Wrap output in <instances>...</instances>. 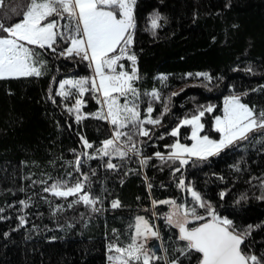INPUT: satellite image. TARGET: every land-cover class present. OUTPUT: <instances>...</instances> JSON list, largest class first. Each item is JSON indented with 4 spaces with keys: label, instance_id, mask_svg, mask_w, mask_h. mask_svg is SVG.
Returning <instances> with one entry per match:
<instances>
[{
    "label": "trees",
    "instance_id": "16d2710c",
    "mask_svg": "<svg viewBox=\"0 0 264 264\" xmlns=\"http://www.w3.org/2000/svg\"><path fill=\"white\" fill-rule=\"evenodd\" d=\"M27 4L28 0H3L0 23L8 27L19 22ZM133 15L129 53L136 57L139 79L133 86L140 96L139 111L143 119L152 101V117L160 119L157 125H144L149 136L135 135L127 144L121 138L126 149L135 143L139 154L102 157L97 151L113 130L108 120L89 115L101 110L98 93L89 91L81 97L70 85L71 95H59L64 78L95 76L89 61L59 55L69 46L60 37L55 52L30 45L43 62L36 65L40 76L0 79V264H109L108 246L130 243L134 233L130 226L137 216L159 231L160 238H153L149 247L164 259L151 264H199L202 254L180 251L187 242L165 218L172 206L152 203L175 200L207 215L194 204L188 187L220 217L233 222L246 239L244 253L264 264V129L207 159L190 158L183 167L179 161L155 156L157 152L167 156L172 151L167 146L177 139L190 142L191 126L181 127L178 137L170 133L183 118L209 105L213 111L202 117L205 131L218 135L213 118L223 112L230 93L257 112L264 111V0H136ZM156 16L160 19L154 28ZM119 64L127 71L133 67L126 57ZM153 91L159 93L158 100L150 95ZM77 99H83L81 114L87 117L79 121L68 111ZM81 138L93 147L86 148ZM147 157L151 159L141 164ZM109 160L117 167L107 168ZM84 175L88 176L84 191L98 198V211L73 203L77 197L44 191L58 181L72 185ZM181 179L184 188L179 187ZM114 200L120 207H111Z\"/></svg>",
    "mask_w": 264,
    "mask_h": 264
},
{
    "label": "snow or ice",
    "instance_id": "6c2138e0",
    "mask_svg": "<svg viewBox=\"0 0 264 264\" xmlns=\"http://www.w3.org/2000/svg\"><path fill=\"white\" fill-rule=\"evenodd\" d=\"M135 2L136 0H28L26 10L22 13V19L19 22L8 27L0 23V31L6 33L0 36V79L40 76L41 68L36 65L39 63L42 66L43 62L39 61L34 50L26 45H36L41 49L47 47L55 52L54 45L58 37L69 45L59 55L66 57L75 55L90 62L95 76L61 81L59 95L68 97L72 94L70 91H65L66 85L75 88L81 97L89 91L99 94L97 100L102 105L101 110L89 115L108 120L114 126L112 137L103 141V146L97 149L102 157L116 155L124 158L129 151L139 154L135 143L131 144L130 149H126L119 143L121 138H125V144H127L133 140L135 135L149 136L150 130L144 128V125L160 123V119H153L151 116L154 111L151 104L147 107L146 116L142 119L136 103L139 92L133 84L139 77L138 70L134 66L136 57L129 54V46L133 42L132 30L135 28L133 15ZM2 5L3 0H0V6ZM50 17H56V19L49 20ZM65 19L67 23L61 25L60 21ZM159 19V16L152 19L154 28L158 26ZM61 28L63 31L60 30ZM125 57L133 63L130 71L123 70L124 66L119 64ZM117 66L121 69L120 71H117ZM196 75L206 74L197 73ZM89 84L90 88L86 87ZM150 95L153 99H159V93L156 91ZM120 97H125V103H120ZM128 97L131 99L129 100ZM83 104V99H77L74 106L68 109L69 112L76 114L77 121L87 118L81 114ZM164 111H167V107ZM212 111L213 106L211 105L198 110L196 114L181 120L171 131L170 135L178 137L181 127L191 126L190 138L193 143L190 146L180 143L177 139L174 144L167 146L172 149L167 156L160 152L155 153V156L165 162L179 161L183 167L192 157L207 159L209 156L218 154L228 145L241 139H247L250 132L264 129V111L257 112L254 108L242 103L239 96H230L224 101V115L215 118V128L221 134V138L213 140L207 135L201 136L200 133L204 128L201 118L205 112L211 113ZM129 125H131L129 131H123ZM81 139L86 148L93 147L87 140ZM93 158L95 157L88 156V159ZM148 159L151 157L142 159L140 163L146 164ZM80 162L77 158L75 161L77 167ZM106 167L114 169L117 166L109 160ZM174 171L179 172L180 168ZM87 180L88 176L84 175L71 186L67 181L63 183L58 181L50 187H45L44 191H51L58 197H77L73 203L82 202L98 211L95 208L98 198H92L84 191V182ZM179 187H185L182 179ZM187 190L194 204L199 208H204L207 216L211 217L197 227L191 229L187 227L190 223L189 217L197 221L205 220V216L197 214L196 206L188 207L185 204H177L175 200L152 202L153 206L159 204L172 206V211L165 214V218L169 225L178 228V238L187 242L185 249L180 251L194 250L202 254L199 264H250V262L259 264L256 256H249L241 251L243 235L235 231L233 222L226 217H220L195 189L188 187ZM220 195L223 197L224 193ZM21 203L24 202L21 201ZM71 206L69 204V207ZM111 207H120V202L112 201ZM21 222H25L23 217H21ZM130 227L134 228V233L126 247H120L117 244L108 246L109 251L115 253L109 256L110 261L114 264H151L152 261L164 259L156 256L155 253L148 255L147 241L150 238H160L159 231L153 224L145 217L137 216L135 224ZM250 229L251 226H249ZM170 264H176V261H171Z\"/></svg>",
    "mask_w": 264,
    "mask_h": 264
},
{
    "label": "rangeland",
    "instance_id": "374dc122",
    "mask_svg": "<svg viewBox=\"0 0 264 264\" xmlns=\"http://www.w3.org/2000/svg\"><path fill=\"white\" fill-rule=\"evenodd\" d=\"M26 43V42H25ZM133 43V42H132ZM132 45V44H131ZM26 46H28V47H30L31 48V46L30 45H26ZM36 46V45H35ZM130 47V46H129ZM114 54H118V53H114ZM130 54V53H129ZM121 69L119 68V66H117V71H120ZM123 70H125V68H123ZM125 71H127V70H125ZM94 75H95V72H94ZM97 79H98V77H97ZM63 80H72V79H68V78H64ZM65 91H70V85H66L65 86ZM230 96H238L237 94H235V93H230L228 96H226V97H230ZM240 97V96H239ZM139 98H140V96H139ZM138 98V99H139ZM128 99L130 100L131 99V97H128ZM139 100H137L136 101V103L138 102ZM241 102L243 103V101L241 100ZM120 103L121 104H123V103H125V97H120ZM138 104V107H139V110H140V104L139 103H137ZM150 104H151V106L152 107H154V103L151 101L150 102ZM245 104V103H244ZM223 112L221 113V114H218V115H216V116H214V118H213V128L216 130V128H215V118L217 117V116H223L224 115V105H223ZM151 116H152V114H151ZM153 118V117H152ZM154 119V118H153ZM184 119V118H183ZM201 123H203L204 124V128H203V130L201 131V133H200V135L201 136H203V135H207V136H209V138L210 139H213V140H219L220 138H221V134L218 132V135H215V134H212V133H209L208 131H205V129H206V122L201 118ZM111 124V123H110ZM113 133H114V126H113V130H112V135H113ZM191 134V133H190ZM112 137V136H111ZM180 143H182V142H180ZM193 143V141L191 140L190 142H184V143H182V144H187V145H191ZM193 158V157H192ZM196 158V157H195ZM69 186H71V185H69ZM172 211V207H171V210H170V212ZM205 216V218H209V219H211V217H207V215H204ZM146 219V218H145ZM189 220H190V223L189 224H191V223H199V221H197V220H192V218L191 217H189ZM156 228V227H155ZM158 230V229H157ZM152 239L153 238H150L148 241H147V244H146V248H147V251H148V255L149 256H151V255H153V253H152V250H151V248L149 247V244H150V241H152ZM110 256H113V255H115V253L114 252H110V254H109ZM108 261H109V264H114V262L113 261H110L109 259H108Z\"/></svg>",
    "mask_w": 264,
    "mask_h": 264
},
{
    "label": "water",
    "instance_id": "95a60500",
    "mask_svg": "<svg viewBox=\"0 0 264 264\" xmlns=\"http://www.w3.org/2000/svg\"><path fill=\"white\" fill-rule=\"evenodd\" d=\"M205 222H207V221H203V222H200L198 225H196V226H193V227H188L189 229H191V228H194V227H197V226H199L200 224H202V223H205ZM246 242V239L243 237V243L241 244V251L244 253V251L242 250V246H243V244ZM250 264H251V262H250Z\"/></svg>",
    "mask_w": 264,
    "mask_h": 264
}]
</instances>
